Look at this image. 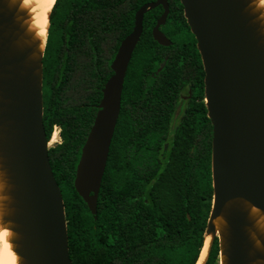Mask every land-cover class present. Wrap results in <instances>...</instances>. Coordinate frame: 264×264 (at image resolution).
<instances>
[{
  "label": "trees",
  "instance_id": "1",
  "mask_svg": "<svg viewBox=\"0 0 264 264\" xmlns=\"http://www.w3.org/2000/svg\"><path fill=\"white\" fill-rule=\"evenodd\" d=\"M150 1L56 0L50 13L43 124L48 141L53 128L60 129V142L48 157L64 202L73 264H195L204 244L213 200L212 125L203 102L201 57L180 0H168L169 46L152 37L161 8L144 15L96 218L74 188L111 63L133 29L135 13ZM218 257L215 237L205 264Z\"/></svg>",
  "mask_w": 264,
  "mask_h": 264
},
{
  "label": "water",
  "instance_id": "2",
  "mask_svg": "<svg viewBox=\"0 0 264 264\" xmlns=\"http://www.w3.org/2000/svg\"><path fill=\"white\" fill-rule=\"evenodd\" d=\"M180 3L201 57L204 103L212 125L213 200L204 233L212 236L208 253L217 237L220 264H264V229L256 224L264 216V22L252 0ZM20 6L19 0H0V178L7 197L3 218L15 233L20 264H73L43 124L44 49L24 24L27 13ZM158 6L163 12L152 37L159 45L172 44L160 30L168 1L142 5L111 63L113 74L102 89L81 150L74 188L94 218L127 68L144 15ZM253 208L258 215L252 214Z\"/></svg>",
  "mask_w": 264,
  "mask_h": 264
},
{
  "label": "bare ground",
  "instance_id": "3",
  "mask_svg": "<svg viewBox=\"0 0 264 264\" xmlns=\"http://www.w3.org/2000/svg\"><path fill=\"white\" fill-rule=\"evenodd\" d=\"M20 9L26 11L27 19L24 24L40 44L39 48L44 49L49 28V17L56 0H19ZM255 10H258L260 18L264 22V0H252ZM56 133H53L48 145L55 143L57 140ZM6 195L4 194V182L0 178V264H20V256L15 251L14 238L15 233L10 229V223L4 221L6 210ZM252 214L258 215L256 208L252 209ZM214 223L218 225V221ZM256 224L259 228L264 229V216L258 217ZM212 240L211 235L205 236L204 244L200 251L196 264H204L207 257L208 249Z\"/></svg>",
  "mask_w": 264,
  "mask_h": 264
},
{
  "label": "rangeland",
  "instance_id": "4",
  "mask_svg": "<svg viewBox=\"0 0 264 264\" xmlns=\"http://www.w3.org/2000/svg\"><path fill=\"white\" fill-rule=\"evenodd\" d=\"M187 38H188V35H187ZM203 102H204V98H203ZM180 112L178 111V117H180ZM59 128L58 127H55V128H53V132H52V134H51V137H50V140H51V138H52V135H53V133H56V136H57V141L55 142V143H50L49 144V148L50 147H53V146H55L57 143H59L60 142V136H59ZM50 140L48 141V143L50 142ZM164 190V189H163ZM211 205H212V202H211ZM215 264H220V257H218V262H216Z\"/></svg>",
  "mask_w": 264,
  "mask_h": 264
},
{
  "label": "flooded vegetation",
  "instance_id": "5",
  "mask_svg": "<svg viewBox=\"0 0 264 264\" xmlns=\"http://www.w3.org/2000/svg\"><path fill=\"white\" fill-rule=\"evenodd\" d=\"M153 1H155V0H153ZM153 1H150V2H153ZM168 1V0H167ZM168 5H169V2H168ZM161 8V13L159 14V16L156 18V21L158 20V18L160 17V15L162 14V12H163V9H162V7L161 6H158V7H156V8ZM169 11H170V8H169ZM168 15H169V13H168ZM168 15H167V17H168ZM166 21H167V19H166ZM155 24H156V22H155ZM165 25H166V22L163 24V25H161L160 26V30L165 34V32H164V28H165ZM155 26V25H154ZM153 26V27H154ZM153 29V28H152ZM165 36L167 37V38H169L166 34H165ZM171 45V44H170ZM183 97V96H182Z\"/></svg>",
  "mask_w": 264,
  "mask_h": 264
},
{
  "label": "built area",
  "instance_id": "6",
  "mask_svg": "<svg viewBox=\"0 0 264 264\" xmlns=\"http://www.w3.org/2000/svg\"><path fill=\"white\" fill-rule=\"evenodd\" d=\"M55 128V127H54Z\"/></svg>",
  "mask_w": 264,
  "mask_h": 264
}]
</instances>
